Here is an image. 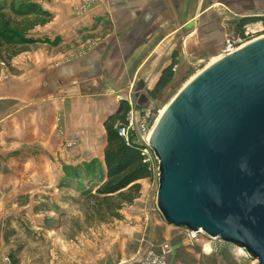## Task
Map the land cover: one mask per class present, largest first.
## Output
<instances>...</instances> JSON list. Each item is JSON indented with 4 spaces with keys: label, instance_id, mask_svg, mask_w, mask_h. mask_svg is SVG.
I'll return each instance as SVG.
<instances>
[{
    "label": "rangeland",
    "instance_id": "374dc122",
    "mask_svg": "<svg viewBox=\"0 0 264 264\" xmlns=\"http://www.w3.org/2000/svg\"><path fill=\"white\" fill-rule=\"evenodd\" d=\"M95 1L86 13L81 14L79 6L83 0H77L70 6L73 14L70 16L79 19L101 2ZM10 5L13 9L32 6L41 12L44 8L47 11L64 10L63 6L44 4L40 0H0V7ZM6 15L14 31L30 38H33L32 31H36L37 38L33 39L37 40L54 41L60 38L56 34L62 32L66 36L69 30L68 25L62 26L63 23H51V14L44 20L42 16L18 18L12 12ZM82 31L86 30L82 27L71 30L68 47L74 49L85 45V52L96 44L88 35L80 39L73 37ZM47 33H51L50 39ZM24 50L17 48L15 55L4 49L0 51L2 100L10 96V89L14 91L8 65ZM210 63L211 60L178 69L156 100L148 99L135 105L130 101L135 120L147 111L158 113L159 117L182 87ZM54 134L61 136L62 130L57 127ZM24 136L23 132L15 135L9 129L8 118L2 119L0 264H141L148 254L163 256L165 247L170 252L165 256L168 264H257L248 259L241 248L213 242L204 236L190 240L187 230L165 225L156 207L157 180L148 178L140 183L138 198L131 204L120 205V210L115 211L119 204L117 198L107 199L109 202L106 203L95 192L101 185L98 176L104 172L100 149L90 156L84 150L80 156L75 144H31V137L29 144H25ZM93 159L95 172L97 168L102 170L98 176L94 172H88L89 176L87 173ZM108 205L114 210H109ZM204 249L209 251L204 252Z\"/></svg>",
    "mask_w": 264,
    "mask_h": 264
},
{
    "label": "crops",
    "instance_id": "0c3cea01",
    "mask_svg": "<svg viewBox=\"0 0 264 264\" xmlns=\"http://www.w3.org/2000/svg\"><path fill=\"white\" fill-rule=\"evenodd\" d=\"M40 1L63 6L43 12L69 30L56 34V46H29L11 59L14 91L0 98V129L8 118L10 131L25 133V144L30 137L31 144H75L80 156L103 152L104 122L122 99L128 105L151 100L148 93L174 53L175 73L212 62L238 17L264 12V0H101L78 19L70 16L77 0ZM79 27L86 31L73 37L88 35L96 43L85 52V45L68 47L71 30ZM57 127L61 136L54 134Z\"/></svg>",
    "mask_w": 264,
    "mask_h": 264
},
{
    "label": "water",
    "instance_id": "95a60500",
    "mask_svg": "<svg viewBox=\"0 0 264 264\" xmlns=\"http://www.w3.org/2000/svg\"><path fill=\"white\" fill-rule=\"evenodd\" d=\"M149 147L164 224L200 231L264 264V38L183 87L156 120Z\"/></svg>",
    "mask_w": 264,
    "mask_h": 264
},
{
    "label": "trees",
    "instance_id": "16d2710c",
    "mask_svg": "<svg viewBox=\"0 0 264 264\" xmlns=\"http://www.w3.org/2000/svg\"><path fill=\"white\" fill-rule=\"evenodd\" d=\"M7 12H12V15L18 18L42 16L44 20L49 17L46 12L35 10L32 6H24L20 9H13L12 5L8 8L0 7V51L4 49L11 51L15 55L17 48L23 49L37 44H47L50 46L58 44L59 40L57 39L50 42L49 40H37L17 33L11 27V20L6 15ZM176 57L177 54L174 53L172 55V63L162 70L157 83L148 93L150 99L156 100L173 80V69L177 64L175 61ZM129 110L130 107L127 102H121L116 112L110 115L104 122L106 133V143L102 152L104 172L102 173L100 168H97V172H95L94 167L96 166V162L94 159L91 161L92 166L87 168V173L94 172V174L96 173L95 176H98V173H102L98 176L101 185L95 192L98 196H102L106 203L109 202L107 199L117 198L119 204H116L115 211L120 210V205L131 204L137 199L141 189L137 183L148 179L150 176L146 164H143L140 152L136 147L128 146L123 138L118 136L115 129L116 125H124L126 123V116ZM111 203H113L112 200ZM108 208L109 210H114L110 209L109 205ZM4 239L7 243V237Z\"/></svg>",
    "mask_w": 264,
    "mask_h": 264
},
{
    "label": "built area",
    "instance_id": "2783aa9c",
    "mask_svg": "<svg viewBox=\"0 0 264 264\" xmlns=\"http://www.w3.org/2000/svg\"><path fill=\"white\" fill-rule=\"evenodd\" d=\"M94 3H96L95 0H83V3L79 6V9L81 10L80 13H86V11ZM261 38H264V12L238 17L235 23V29L232 32L226 33L224 35L223 46L219 56L224 57L233 54L247 44ZM151 115V111L143 112V114L138 117L137 120H135L134 112L129 110L126 116V123L124 125H116L115 129L118 136L123 138L128 146H134L140 152V156L143 159V164H146L149 171V178L158 181V160L151 152L149 147L151 133L157 119H154L149 125L148 120L150 119ZM155 116L157 118L158 113ZM186 233L190 240H199L202 236H204V234L200 231H186ZM217 242L222 243L221 241ZM169 253L170 252L168 248L165 247L163 256L159 257L155 256L154 254H148L140 263L168 264L165 262V256L169 255Z\"/></svg>",
    "mask_w": 264,
    "mask_h": 264
},
{
    "label": "bare ground",
    "instance_id": "6f19581e",
    "mask_svg": "<svg viewBox=\"0 0 264 264\" xmlns=\"http://www.w3.org/2000/svg\"><path fill=\"white\" fill-rule=\"evenodd\" d=\"M219 58H221L220 56H218V58H214L213 60H212V62L210 63V64H208L207 66H205L200 72H198L190 81H188L183 87H185L189 82H191L197 75H199L202 71H204L206 68H208L209 66H211L212 64H214ZM182 87V88H183ZM168 106V105H167ZM167 106L165 107V109L161 112V114L159 115V117H157V119H159L160 118V116H162V114L165 112V110H166V108H167ZM174 228V227H173ZM237 250H239V249H237ZM209 250H205L204 249V252H208ZM238 255H240L239 253H237Z\"/></svg>",
    "mask_w": 264,
    "mask_h": 264
}]
</instances>
